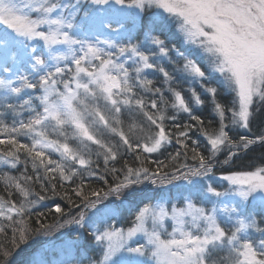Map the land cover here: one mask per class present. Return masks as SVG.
Segmentation results:
<instances>
[{
    "label": "snow or ice",
    "instance_id": "6c2138e0",
    "mask_svg": "<svg viewBox=\"0 0 264 264\" xmlns=\"http://www.w3.org/2000/svg\"><path fill=\"white\" fill-rule=\"evenodd\" d=\"M258 115L264 0H0V264H264Z\"/></svg>",
    "mask_w": 264,
    "mask_h": 264
},
{
    "label": "trees",
    "instance_id": "16d2710c",
    "mask_svg": "<svg viewBox=\"0 0 264 264\" xmlns=\"http://www.w3.org/2000/svg\"><path fill=\"white\" fill-rule=\"evenodd\" d=\"M177 43H179V42L177 41ZM225 96L227 97V100H228V102L230 103V102H231V96H230L228 93H225ZM200 107H201V109H202L204 115L208 116L209 119H217V118L215 117L214 113L212 112L211 108H209V107H205V106H200ZM261 118H264V117H261V116L259 117V115H258V119H257V122H258V123H259V120H260ZM169 151H171V148L169 149ZM166 156H167V153L165 152V153L162 154V156H161L160 159H165ZM260 158H261L260 152H259V150H257V152L253 155L252 159H251L250 161L246 160L245 163H246V164H247V163L259 164V162H260ZM14 174H18V173H14ZM149 187H150V186H149ZM172 193H173V192H172ZM161 199H162V198H161ZM155 202H157V201H153V203H155ZM60 203L63 205V201H60ZM124 215L127 216L128 213L125 212ZM58 236H59V234H56V235H53V236H51V237H41L40 239H41L42 241H51V243H52L53 245H59V243H60V239H58ZM45 246H47V244H45ZM22 258H23V257H22Z\"/></svg>",
    "mask_w": 264,
    "mask_h": 264
},
{
    "label": "rangeland",
    "instance_id": "374dc122",
    "mask_svg": "<svg viewBox=\"0 0 264 264\" xmlns=\"http://www.w3.org/2000/svg\"><path fill=\"white\" fill-rule=\"evenodd\" d=\"M169 67H171V66H169ZM193 87H194V88H198V86H196V85H194ZM259 117H260V116H259ZM156 155H158V158H159V159H160L161 156H162V155H160V154H156ZM172 196H174V199H175L176 202H179V201L182 200V196H181L179 193L175 192V190H173ZM171 202H173V201L170 199V197H169L168 195H165L162 199H160L159 201H157V202H155V203H160V204H162L163 207H164L166 210L170 211V208H171ZM181 206H182V205H181ZM124 216H125V215H124ZM125 217H126V216H125ZM122 222H123V221H122ZM169 231H171V228H169Z\"/></svg>",
    "mask_w": 264,
    "mask_h": 264
}]
</instances>
